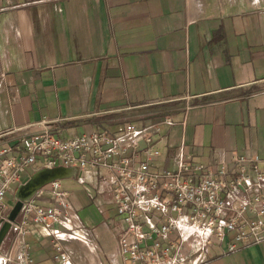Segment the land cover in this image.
I'll use <instances>...</instances> for the list:
<instances>
[{
	"label": "crops",
	"instance_id": "obj_1",
	"mask_svg": "<svg viewBox=\"0 0 264 264\" xmlns=\"http://www.w3.org/2000/svg\"><path fill=\"white\" fill-rule=\"evenodd\" d=\"M127 122L159 124L158 168L175 169L178 154L212 172L240 154L264 167V0H0V147ZM59 181L70 224L88 232L58 240L71 264H125L106 171L75 168ZM49 190L31 199L47 204ZM13 235L3 228L0 264H15L3 260ZM231 237L214 239L200 264H264V241L227 252ZM25 240L31 264H57L46 228L30 224Z\"/></svg>",
	"mask_w": 264,
	"mask_h": 264
},
{
	"label": "built area",
	"instance_id": "obj_2",
	"mask_svg": "<svg viewBox=\"0 0 264 264\" xmlns=\"http://www.w3.org/2000/svg\"><path fill=\"white\" fill-rule=\"evenodd\" d=\"M159 124L127 122L119 133L91 131L62 138L44 129L0 147V224L7 220L4 198L22 174L36 166H56L106 171L110 199L122 222L119 251L125 264H200L214 239L223 241L226 251L240 245L264 241V167L256 154L235 156L231 169L221 164L215 172L202 164L189 165L180 154L175 169L158 168L154 160L160 151L154 146ZM40 161V163L38 162ZM250 196L227 198L232 189L252 184ZM53 200L47 204L30 199L15 221L11 252L5 262L31 264L25 240L30 224H40L56 240L57 264H71L58 240L85 239L87 230L70 224L66 192L58 179L50 182ZM255 188V189H254ZM42 188L35 195H39ZM65 230L51 229L55 223Z\"/></svg>",
	"mask_w": 264,
	"mask_h": 264
},
{
	"label": "water",
	"instance_id": "obj_3",
	"mask_svg": "<svg viewBox=\"0 0 264 264\" xmlns=\"http://www.w3.org/2000/svg\"><path fill=\"white\" fill-rule=\"evenodd\" d=\"M74 173L75 168L73 167H43L25 177L15 189L13 205L7 214V220L2 223V227L0 229V242L3 238V228L9 226L11 221H15L25 202L29 201L39 189L53 180H60L72 176Z\"/></svg>",
	"mask_w": 264,
	"mask_h": 264
},
{
	"label": "rangeland",
	"instance_id": "obj_4",
	"mask_svg": "<svg viewBox=\"0 0 264 264\" xmlns=\"http://www.w3.org/2000/svg\"><path fill=\"white\" fill-rule=\"evenodd\" d=\"M40 163V161H38ZM33 171L32 170H29L27 172H24L22 174V178H25L26 176L30 175ZM18 184H12L11 185V189L6 193V196L4 198V202H5V205L8 209H10L13 205V199H14V192H15V188ZM9 212V210H8Z\"/></svg>",
	"mask_w": 264,
	"mask_h": 264
}]
</instances>
